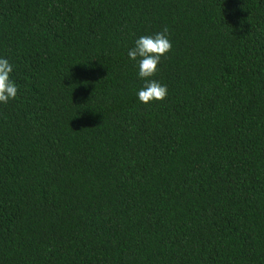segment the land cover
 <instances>
[{
    "label": "trees",
    "instance_id": "16d2710c",
    "mask_svg": "<svg viewBox=\"0 0 264 264\" xmlns=\"http://www.w3.org/2000/svg\"><path fill=\"white\" fill-rule=\"evenodd\" d=\"M0 58V264H264V0H0Z\"/></svg>",
    "mask_w": 264,
    "mask_h": 264
},
{
    "label": "clouds",
    "instance_id": "9594fccd",
    "mask_svg": "<svg viewBox=\"0 0 264 264\" xmlns=\"http://www.w3.org/2000/svg\"><path fill=\"white\" fill-rule=\"evenodd\" d=\"M172 43L169 39V29L165 27L162 31L153 35H142L135 40L134 46L127 52L131 61L136 62L138 77L144 81L142 88L138 91V100L144 104L154 101H163L167 96V86L151 79L156 72L161 57L167 55L171 50ZM12 65L5 58H0V103L7 104L9 100L17 96V86L10 79Z\"/></svg>",
    "mask_w": 264,
    "mask_h": 264
}]
</instances>
